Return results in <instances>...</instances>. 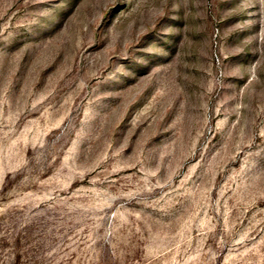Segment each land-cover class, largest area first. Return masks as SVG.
I'll return each mask as SVG.
<instances>
[{"label":"rangeland","instance_id":"obj_1","mask_svg":"<svg viewBox=\"0 0 264 264\" xmlns=\"http://www.w3.org/2000/svg\"><path fill=\"white\" fill-rule=\"evenodd\" d=\"M0 264H264V0H0Z\"/></svg>","mask_w":264,"mask_h":264}]
</instances>
